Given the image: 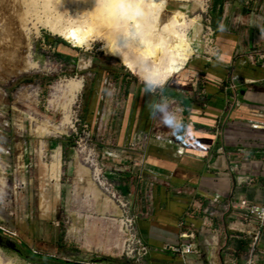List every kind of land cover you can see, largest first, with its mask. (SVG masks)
<instances>
[{
  "label": "crops",
  "instance_id": "obj_1",
  "mask_svg": "<svg viewBox=\"0 0 264 264\" xmlns=\"http://www.w3.org/2000/svg\"><path fill=\"white\" fill-rule=\"evenodd\" d=\"M226 3L218 24H210L214 49L191 62L184 86L146 91L111 63L81 95L106 174L138 216L148 247L142 264H237L257 230L264 250V226L227 207L240 199L264 205V0ZM157 104L182 123L164 125ZM70 138L53 142L64 173L91 186L92 167L78 161ZM89 196L97 203L102 195ZM187 243L195 253L185 256Z\"/></svg>",
  "mask_w": 264,
  "mask_h": 264
},
{
  "label": "rangeland",
  "instance_id": "obj_2",
  "mask_svg": "<svg viewBox=\"0 0 264 264\" xmlns=\"http://www.w3.org/2000/svg\"><path fill=\"white\" fill-rule=\"evenodd\" d=\"M74 1L0 0V231L17 239L0 233V264H30L26 251L67 264L143 263L127 245L125 249L122 209L94 176L95 168L106 174V165L84 120L81 95L87 96L100 71L105 76L111 71L106 68L111 63L133 80L145 82L103 50L94 0ZM128 1L132 19L137 13L151 23L163 2L177 8L170 20L177 34H185L190 56L163 86H184L192 79L186 69L193 60L203 59L204 41L213 39L207 27L215 0H157L154 5L149 0ZM229 1L224 0L226 8ZM93 4L108 16L104 9L109 0ZM200 75L195 77L201 79ZM66 133L78 161L92 167L91 186L78 182L83 176L64 173L65 159L53 142ZM89 192L102 196L95 203ZM236 262L245 264L246 259Z\"/></svg>",
  "mask_w": 264,
  "mask_h": 264
},
{
  "label": "bare ground",
  "instance_id": "obj_3",
  "mask_svg": "<svg viewBox=\"0 0 264 264\" xmlns=\"http://www.w3.org/2000/svg\"><path fill=\"white\" fill-rule=\"evenodd\" d=\"M102 1L94 0L93 2L101 3ZM149 1L153 5L157 2V0ZM93 2L92 5L94 7L92 8H94L95 23H97V27H100L98 28V32L101 29L99 38L104 41L103 50L109 56L118 59L132 73L138 76L141 81L145 82L144 75L150 73L153 76L160 77L165 83L183 68L190 56V52H188V47L184 44L185 34L179 35L173 30V21L170 18L178 11L173 4L163 2L160 10H158L157 18L151 23L141 19L142 17L140 18L137 13L134 14L136 18L132 19L129 10L122 12V19L120 20L116 14V7L121 3L129 5L130 2L128 0H109V4H106L107 7L104 9L108 16H102L101 11L99 8H95ZM19 24L21 25L20 22ZM55 28L57 27L55 26ZM115 32L123 33L124 35L121 36L120 40L114 41ZM117 50L119 51V55L110 54V52ZM7 54L9 55V53Z\"/></svg>",
  "mask_w": 264,
  "mask_h": 264
},
{
  "label": "built area",
  "instance_id": "obj_4",
  "mask_svg": "<svg viewBox=\"0 0 264 264\" xmlns=\"http://www.w3.org/2000/svg\"><path fill=\"white\" fill-rule=\"evenodd\" d=\"M207 30L210 32L208 35L210 36L213 34V30H211L210 27H207ZM204 44H206V49L213 50L214 49V43L213 39H209L207 37L204 41ZM256 127V125H253ZM162 132L156 135V138H161ZM80 148H83V146L80 145ZM85 149V148H84ZM83 150V149H81ZM80 150V152H81ZM95 158L93 157V160L91 163L93 165L95 164ZM95 168L94 176L96 180H98L99 184L104 187L105 192L115 201L117 202L121 209H122V228L121 231L123 232L124 236L126 237V240L124 241V247L130 250V253L134 255V257H137V261H140L141 258H143L148 253V247L141 241L137 229H136V220L138 218L137 215H132L129 211L128 204L122 195V193L117 189L116 185L109 180V178L106 176L105 172L103 170H98ZM227 207H231L236 210H240L243 212L244 216L246 218H255L262 227L264 226V205L257 206L255 204L250 203L246 199H240L239 201H232L230 202ZM187 238L193 237L192 233H189L186 235ZM261 238V232L257 230V232L253 236V241L250 245V250L246 254L245 264H259V261L264 257V250H261L259 248V242ZM173 250H177L174 249ZM181 254L187 256L195 253V247L192 243L185 244L181 249Z\"/></svg>",
  "mask_w": 264,
  "mask_h": 264
},
{
  "label": "clouds",
  "instance_id": "obj_5",
  "mask_svg": "<svg viewBox=\"0 0 264 264\" xmlns=\"http://www.w3.org/2000/svg\"><path fill=\"white\" fill-rule=\"evenodd\" d=\"M132 5H125L121 3L118 6V10L121 12H127L128 9L132 8ZM124 35L123 33L114 36V41L121 38ZM110 54L119 55V51L110 52ZM144 81L146 86V91H154L155 89H162L163 88V80L158 76H153L150 73H146L144 75ZM162 114V123L168 127H175L178 123H182V120L179 118L177 114H172L168 112L167 105H154Z\"/></svg>",
  "mask_w": 264,
  "mask_h": 264
},
{
  "label": "trees",
  "instance_id": "obj_6",
  "mask_svg": "<svg viewBox=\"0 0 264 264\" xmlns=\"http://www.w3.org/2000/svg\"><path fill=\"white\" fill-rule=\"evenodd\" d=\"M223 12H224V0H215V2H213V5H212L211 10L209 12V15L211 17V25L212 26L215 27L218 24L219 20L221 19L222 15H223ZM0 233L5 234L7 237H10V238L17 241V239H15L14 237H12L6 233H3L2 231H0ZM25 253L30 258V260H28V262L30 264H41V263H45V262L52 263V264H67L66 262L55 260V259L49 258V257L35 256L29 251H26Z\"/></svg>",
  "mask_w": 264,
  "mask_h": 264
},
{
  "label": "snow or ice",
  "instance_id": "obj_7",
  "mask_svg": "<svg viewBox=\"0 0 264 264\" xmlns=\"http://www.w3.org/2000/svg\"><path fill=\"white\" fill-rule=\"evenodd\" d=\"M73 38H75L74 34H73Z\"/></svg>",
  "mask_w": 264,
  "mask_h": 264
}]
</instances>
